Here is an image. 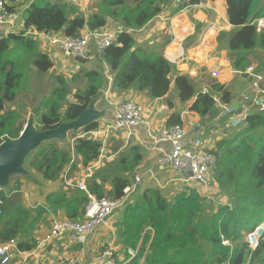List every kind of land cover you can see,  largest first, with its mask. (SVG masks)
<instances>
[{"label":"trees","instance_id":"1","mask_svg":"<svg viewBox=\"0 0 264 264\" xmlns=\"http://www.w3.org/2000/svg\"><path fill=\"white\" fill-rule=\"evenodd\" d=\"M207 1L217 0H183L170 17L188 6ZM223 1L228 24L236 29L227 44L231 66L242 72L250 62L249 57L256 59L259 52H264V27L258 32L253 25L264 16V7L262 0ZM21 2L24 4L21 11L24 29H34L38 33L75 37L85 28L89 31L104 29L108 19L121 24L124 30L118 33L115 43L98 56L109 69L112 90L118 93L134 90L158 100L167 96L173 81L179 101L188 103V111L201 119L216 108L214 95L219 97L221 104L232 103V95L224 86L212 82L206 93H202L203 90L197 93L190 80L176 72L175 66L162 55L148 53L136 44L132 31L142 29L157 17L168 0H95L96 12L88 18L60 1ZM167 43L170 41L163 46ZM262 66L260 71L264 73V62ZM52 68V60L39 50L36 40L23 33H10L6 37L0 33V145L5 139H18L26 124L16 111L5 110V104L14 102L24 85L28 86L32 70L41 76L49 74ZM52 79L54 86L49 95L35 105L33 118L37 132L75 121L95 102L105 85L103 72L86 68L79 69L70 82L61 74L52 75ZM71 82L82 86L72 95ZM167 104L170 107V102ZM98 121L80 132L96 129ZM174 125H182L176 113L169 116L166 128ZM56 140L38 146L26 161L28 169L41 174L47 182L58 180L65 167L70 168V173L75 169L71 154L59 148L54 143ZM99 147L96 141L77 138L73 154L80 159L82 167H88L98 159ZM209 152L216 156L213 179L219 191L227 196L226 204L214 208L212 201L190 188L171 199L158 189L144 190L123 208L113 224L118 246L124 251L137 250L136 257L126 264L141 261V264H264V234L254 250L245 241L248 233L264 225V113L249 114L242 125L229 130ZM140 161L139 151L131 148L119 159L117 170L130 173ZM108 180L111 191L106 193L104 184ZM129 186L128 178L116 174L110 179L101 172L87 182L88 192L96 198H121ZM73 192L51 193L44 205L29 210L23 206L17 192L7 197L1 190L0 244L14 241L18 251L29 253L35 245L32 232L42 215L64 211L67 220H82L88 197L81 191Z\"/></svg>","mask_w":264,"mask_h":264},{"label":"crops","instance_id":"2","mask_svg":"<svg viewBox=\"0 0 264 264\" xmlns=\"http://www.w3.org/2000/svg\"><path fill=\"white\" fill-rule=\"evenodd\" d=\"M172 2L174 4L172 3L170 6H167L168 3L165 5L164 9L159 14V18L155 17L142 29L133 32V37L137 35L134 39L137 45L148 53H157L163 57L167 54L176 55L177 46L175 43H167L163 46L165 42H169L170 40L168 28L170 25L174 26L176 28L175 35L178 37L182 36L183 29H187L189 33L186 35L183 42L184 59L172 63L175 66V71L187 77L194 85V79L196 78L197 80L202 72H208L210 75L211 71L217 68L219 71L218 78L207 83L205 87H201L197 93L201 90L205 91L208 89V86L212 82H217L224 86L232 95V102L237 101L239 95L247 89L249 79L242 75L241 71H235L231 66L230 52L227 48V44L236 29L228 24L225 2L223 0L202 2L199 5L188 6L187 9L170 17L177 7V4L173 0ZM261 5L264 7V0H262ZM95 12L96 10L93 9L92 13H90L88 7L87 16L85 18H88ZM168 19L172 20L169 21ZM86 30V28L83 29L81 33ZM102 30H111L120 33L124 28L119 23L108 19L105 28ZM38 47L41 52L49 56L53 65H59L64 72L66 71L65 66H69L67 60L62 59L61 56L54 52L44 41H40ZM88 59L90 63L87 67L93 65L95 62H99V60H96L97 56ZM249 60L248 66L256 64V59L249 57ZM258 60L262 63L264 62V52H259ZM95 67H97V65L89 69H98L103 72V74L108 75L105 77V85L100 91L99 97L91 105L94 112L102 114L98 123L111 120L113 118L114 108L117 104L126 100H133L143 106L147 126L135 127L130 131L121 132L109 142L104 153L88 167H82L80 159L73 154V144L83 133L76 132L75 135L70 133V136H67L65 140H57V143L60 145L59 147L68 151L72 156L71 163H73L75 167L72 173L69 172L70 168L65 167L63 174L58 180L47 182L44 181L41 174L33 173L30 169H24L26 175L18 176L12 181L9 180L7 186L0 187V190H3L7 197L17 192L20 201L26 209L34 210L35 207L44 205L46 197L51 193L63 191L70 194L72 191L76 190L75 185L77 181L87 178L86 182H88L89 178L98 172L109 176L110 179L118 174L124 178H128L131 183L132 178L136 176V174L151 167L153 162L160 157V153L157 151L159 148L168 151L169 145L164 143L156 144L151 138L150 133L152 132L153 135L156 136L158 132L165 129L166 122L171 114H179L182 124L192 133H197L204 140V145L207 150H212L216 143L224 138L229 131L226 127L227 123H225L226 115L223 114V106L216 105L212 113L201 119L195 113L188 111V103L183 104L179 101L178 93L173 87V81L171 82L170 90L165 98L151 100L145 92L133 90L125 93H118L112 90V77L108 67L103 63L99 65V68ZM81 68L82 65L78 64L76 69L79 70ZM53 70L56 72L53 75L61 74L67 78L66 75L68 74L64 73L62 70L58 72V69L54 66L50 72ZM106 78L109 82H107ZM167 102H170V107ZM35 105L36 104L32 106L23 105L20 104L18 100H15L12 103H6L4 109L16 111L27 121L28 116H26V113L32 109L31 116H33ZM218 114L220 115L222 123H217V121H215ZM187 115H190L191 118L186 122L185 117ZM194 130L198 131L195 132ZM131 148H136L139 151L141 161L132 172L121 173L117 170L118 161L125 153L129 152ZM191 182L192 181L187 180L185 174H178L170 170L156 168L152 176L145 175L143 177L142 182L139 184L133 196L141 194L146 189H158L166 197L175 196L185 188L190 187ZM213 185L216 186L214 181ZM13 188L17 191L14 192ZM69 190L72 191L69 192ZM104 191L106 193L111 191L110 180L104 184ZM54 217L57 219H65V212L60 211L56 215L51 213L42 215L39 223L32 232V239L34 242L48 233L50 222ZM108 226L109 225L106 224L105 228H108ZM109 237H111V239H109L110 243L113 242V234L110 232V236H108L103 229L99 228L87 238L84 246V264H90L94 261L96 255L100 252V247L109 241ZM115 241L114 239L113 245ZM78 247L79 246L72 243L68 238L64 237L61 240L56 239L50 242L46 248L38 252H34V250L29 253L15 252L12 254L9 264H58L59 260L63 257L69 258L73 256L77 252ZM114 249L120 250V246L115 244Z\"/></svg>","mask_w":264,"mask_h":264},{"label":"built area","instance_id":"3","mask_svg":"<svg viewBox=\"0 0 264 264\" xmlns=\"http://www.w3.org/2000/svg\"><path fill=\"white\" fill-rule=\"evenodd\" d=\"M53 2H64L75 7L77 13L83 17L87 16L90 0H50ZM177 5L182 0H173ZM187 9V8H185ZM184 10V9H183ZM172 20V19H171ZM169 20V21H171ZM166 21V20H164ZM20 22V23H18ZM256 30L259 32L264 27V17L253 22ZM169 35L171 43L176 44L177 54H167L165 58L170 63L184 59L183 42L189 33L187 29L182 30V36L175 35L176 28L169 26ZM0 33L7 36L10 33H23L25 37L34 40L44 41L62 59L73 62L86 61L91 55L99 56L105 49L115 43L118 32L111 30H86L79 36L67 37L62 33L45 34L38 33L34 29H24L21 22V12L11 11V6L7 0H0ZM46 54V53H45ZM249 79L247 89L239 95L236 110L231 109V105H222L217 95L213 96L215 104L223 106V114L228 118L227 128L234 129L245 122L246 117L252 112L264 113V75L261 71H257L253 65L244 69L241 73ZM107 77V74H104ZM213 79H217L219 71L214 68L211 73ZM111 80V79H110ZM203 91L202 93H206ZM147 126L144 116V108L133 100H126L117 104L114 108L113 118L98 124L96 129L83 133L79 138H87L99 143V156H101L107 148L109 142L117 135L124 131H130L132 128ZM151 138L156 144L164 143L169 145L168 151L159 148L157 151L160 157L156 159L151 167L139 172L133 177L132 183L124 192L121 198H113L104 196L96 198L88 195V200L84 206L82 221L73 222L65 219L53 218L50 222L48 233L37 240L34 245V252L41 251L46 246L56 240L68 238L72 243L80 246V251L73 256L63 257L58 264H84L85 255L84 246L87 238L91 236L100 227L106 226L110 217L117 213L137 191L139 184L145 175L152 176L156 168L162 170H170L178 174H185L188 181L194 182L201 189L206 190L210 184V177L216 168V156L210 153L204 145V140L196 133H192L184 125H174L169 128L162 129ZM75 188L79 191L86 192L85 181H77ZM3 202L0 200V208ZM264 225L260 224L253 232L245 236V241L250 248L254 250L259 241L263 238ZM113 237V242H114ZM113 242L106 245L103 244L102 250L94 258V264H114L112 258ZM15 252L20 253L16 249V242L9 241L0 245V264H9L11 256ZM131 258H135L137 250L128 249ZM128 260H131L130 257Z\"/></svg>","mask_w":264,"mask_h":264},{"label":"rangeland","instance_id":"4","mask_svg":"<svg viewBox=\"0 0 264 264\" xmlns=\"http://www.w3.org/2000/svg\"><path fill=\"white\" fill-rule=\"evenodd\" d=\"M8 1V3L10 4V6H11V9H14V11L15 12H20V11H22V9H23V7H24V4L21 2V0H16L15 2H11V1H9V0H7ZM94 0H90V2H89V12L90 13H92V11H93V9H94V6L95 7H97V2H93ZM168 5L167 6H170V5H172V0H168ZM166 3V4H167ZM166 4H164V6H163V9H164V7H165V5ZM174 4V3H173ZM137 37V35H134V39ZM169 38H170V35H169ZM37 42L40 44V41L39 40H37ZM136 42V41H135ZM137 44V43H136ZM163 44H164V42H163ZM162 44V45H163ZM161 45V46H162ZM90 57H93V55H91ZM89 57V58H90ZM96 60H99V62H95L93 65H91V66H88L87 67V65L90 63V61H89V59L87 60V61H82V69H89L90 67H94V65H97V67H95V68H99V65L101 64V61H100V59L97 57V59ZM69 62V66H65V72H64V70H62L60 67H59V65H56V64H54L53 66L55 67V68H57L58 70V72L59 71H63L64 73H66V74H68V75H66V79L68 80V82H70V78L78 71V69H76L77 67H78V64L80 63H76V62H73V60H71V61H68ZM255 62H256V64H253V66L256 68V70L257 71H260V69L263 67L262 66V62H260L259 60H258V58H256V60H255ZM91 69H93V68H91ZM98 70V69H97ZM56 72H55V70H53L52 72H50L49 74H47V75H37L36 73H34V70H32V80H31V82L28 84V86H27V84L26 85H24V87H23V89L19 92V94L17 95V98H16V100H18V102L20 103V104H23V105H29V106H32V105H34V104H37L38 103V101L43 97V96H47V95H49V93H50V91H51V89H52V87L54 86V81H53V79H52V75L53 74H55ZM60 75V74H59ZM64 76V75H63ZM71 76V77H70ZM104 77H105V75H104ZM106 80H107V78H106ZM212 80H214L210 75H209V73L208 72H202L199 76H198V78H197V80H196V78L194 79V86H195V89H196V91H199L200 89H201V87H205L206 86V84L207 83H209L210 81H212ZM107 82H109L108 80H107ZM263 87H264V84H263ZM78 88H82V86L81 85H77V84H73L72 82L71 83H69V89H70V92H71V94L70 95H72L74 92H75V90H77ZM174 91V90H173ZM176 91V90H175ZM68 99H71V96L68 98ZM31 111H32V109L30 110V111H28L27 113H26V116H28V118H30L31 117ZM27 118V119H28ZM191 118V116L190 115H187L186 117H185V121L187 122L189 119ZM228 119H226V121H227ZM215 121H217V123H222V120H221V118H220V115L218 114V116L216 117V120ZM226 121H225V123H226ZM34 127V126H33ZM230 129V128H229ZM67 136H70V133L69 134H67ZM66 139V138H65ZM64 139V140H65ZM54 143H56L58 146H60L59 145V143H57V140L56 141H54ZM64 144V143H63ZM60 148V147H59ZM35 153V149L34 150H32L30 153H29V155L26 157V159H25V162H24V164H23V168L24 169H28V165H27V163H26V161H27V159H28V157L31 155H33ZM16 177H18V176H13V177H11V181L13 180V179H15ZM69 179V178H68ZM133 179V178H132ZM86 180H87V178H85V187H86V192H83V193H85L86 194V196L88 197V195H91L89 192H88V190H87V182H86ZM213 181H214V179H213V177H212V175H211V177H210V184H209V187H208V189H206V190H203V189H201L199 186H197L194 182H191L190 184V189H195L199 194H200V196L201 197H204V198H206L208 201H212L213 203H214V208L215 207H217V206H219V205H222V204H226V202H227V196L225 195V194H223V193H221L220 191H219V189H218V186H214L213 185ZM131 183H132V181H131ZM130 183V184H131ZM217 185V184H216ZM76 190H78V189H76ZM72 190H69V192H71ZM73 192V191H72ZM71 192V193H72ZM78 192H79V190H78ZM82 192V191H81ZM76 192H75V190H74V192H73V194H75ZM136 193V192H135ZM134 193V194H135ZM162 195L164 196V197H166L163 193H162ZM91 196H93V195H91ZM134 197H136V196H131V197H129V199H128V201L125 203V205L117 212V213H115L112 217H110L109 219H108V221H107V223L106 224H108L109 226H108V228H105V226L104 227H100L101 229H103V231L106 233V234H108V236H110V232H111V234H113V236H114V238L116 237V235H115V231H114V229H113V224L116 222V220L117 219H119V217H120V213H121V211L123 210V208L129 203V202H131V201H133L134 200ZM174 196H170V197H166L167 199H171V198H173ZM80 221H82V220H80ZM37 226V225H36ZM36 226H35V228H36ZM109 239H111V237H109L108 238V240ZM116 241H115V243H114V245H113V248H115V244H117L118 245V241H117V239H115ZM108 243H110V240L108 241V242H106V245L108 244ZM48 246V245H47ZM46 246V247H47ZM80 246L78 247V249H77V252H79L80 251ZM102 250V247H100V249H99V251H101ZM124 252V253H123ZM127 254V255H126ZM130 257V259L132 260L133 258H131V256H129V254H128V249L126 250V251H124L123 250V248H120V250H118V249H114L113 251H112V258H113V260H114V264H126L127 263V261H130V260H128V258ZM142 263V261L139 263V264H141ZM90 264H94V261L92 262V263H90Z\"/></svg>","mask_w":264,"mask_h":264},{"label":"water","instance_id":"5","mask_svg":"<svg viewBox=\"0 0 264 264\" xmlns=\"http://www.w3.org/2000/svg\"><path fill=\"white\" fill-rule=\"evenodd\" d=\"M91 105L75 121L61 124L49 131L37 132L33 127V116L28 118L18 139L14 141L5 139L0 145V187L7 186L12 176L26 175L23 164L32 150L54 138L64 140L67 134L78 132L97 122L102 114L94 112ZM236 107V104H233L231 109L235 110Z\"/></svg>","mask_w":264,"mask_h":264},{"label":"clouds","instance_id":"6","mask_svg":"<svg viewBox=\"0 0 264 264\" xmlns=\"http://www.w3.org/2000/svg\"><path fill=\"white\" fill-rule=\"evenodd\" d=\"M64 3V2H63ZM72 6V5H71ZM178 6V5H177ZM74 7V6H73ZM75 8V7H74ZM186 8H188V7H186ZM21 12V11H20ZM160 16L158 15L156 18H159ZM264 17V16H263ZM262 17V18H263ZM169 20V19H168ZM260 20V19H259ZM21 21H22V19H21ZM255 21H257V20H255ZM254 21V22H255ZM121 25V24H120ZM253 25H255L254 23H253ZM122 26V25H121ZM123 27V26H122ZM255 27H256V25H255ZM23 28H24V26H23ZM133 32H135V31H132V36H133ZM17 34H19V33H17ZM63 34V33H62ZM170 43H171V36H170ZM113 45V44H112ZM165 58V57H164ZM166 59V58H165ZM167 60V59H166ZM168 61V60H167ZM169 62V61H168ZM76 63H79V62H76ZM170 63V62H169ZM79 64H82V62H80ZM172 64V63H171ZM173 65V64H172ZM248 67V66H247ZM244 71V70H243ZM242 71V72H243ZM241 72V73H242ZM262 72V71H261ZM263 73V72H262ZM263 75H264V73H263ZM211 76V75H210ZM206 91V90H205ZM203 92V91H202ZM215 96V95H214ZM233 104H236V106H237V102L235 101V102H232L230 105L232 106ZM216 105H218V104H216ZM222 105H225V104H222ZM236 110V109H235ZM252 113H257V112H252ZM251 114V113H250ZM226 119H228L227 117H226ZM228 122V120L226 121V123ZM183 125V124H182ZM229 130H231V129H229ZM78 132H80V131H78ZM79 138V137H78ZM99 158V157H98ZM215 182V181H214ZM216 184V183H215ZM217 186V185H216ZM189 188V187H188ZM0 192H1V190H0ZM17 251H18V249H17ZM33 251V250H32ZM18 252H20V251H18Z\"/></svg>","mask_w":264,"mask_h":264}]
</instances>
